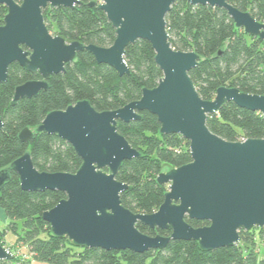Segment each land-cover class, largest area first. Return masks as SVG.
<instances>
[{
    "label": "water",
    "instance_id": "water-1",
    "mask_svg": "<svg viewBox=\"0 0 264 264\" xmlns=\"http://www.w3.org/2000/svg\"><path fill=\"white\" fill-rule=\"evenodd\" d=\"M177 0H93L90 7L103 10L116 29L110 47L68 42L48 28L43 11L81 5V0H0L8 9L0 25V83L9 76V67L19 63L41 78L15 89L14 103L48 89V80L65 72L80 52L113 67L120 76L130 75L126 48L147 40L163 72L154 88H143L139 99L116 110H96L90 101L80 100L65 109L50 111L35 128L25 127L21 141L29 142L38 133L57 135L71 144L82 159L76 173L38 170L30 152L0 170V189L15 171L23 190L61 191L66 197L43 213L55 236L67 237L74 245L105 250L144 253L164 249L172 240L198 242L204 251L231 247L241 241L240 231L264 227V138L228 141L207 125L210 114L233 101L239 107L264 116V95L250 94L235 87L221 86L212 100L203 99L190 71L200 55L176 50L170 41L167 14ZM192 5L221 7L238 28L264 41V23L249 11L228 0H187ZM157 116L161 134H180L189 141L191 162L171 167L157 176L168 184L165 200L151 214L134 213L121 199L129 185L117 179L126 160L141 156L118 129L119 122L142 119V112ZM4 123L0 118V130ZM187 218L209 224L194 227ZM170 230V235H148L138 224ZM14 252L0 243V262L14 259Z\"/></svg>",
    "mask_w": 264,
    "mask_h": 264
},
{
    "label": "trees",
    "instance_id": "trees-1",
    "mask_svg": "<svg viewBox=\"0 0 264 264\" xmlns=\"http://www.w3.org/2000/svg\"><path fill=\"white\" fill-rule=\"evenodd\" d=\"M19 1V0H16ZM75 8H46L44 18L54 35L68 42L81 41L110 47L116 39V29L106 13L90 7L93 0H81ZM242 11H249L264 23V0H228ZM7 7L0 4V25L4 24ZM170 41L176 50L195 51L200 55L190 76L205 100H212L221 86L235 87L250 94L264 95V41L238 28L228 11L209 5H192L177 0L167 14ZM125 60L131 74L120 76L94 56L80 52L66 66L65 72L49 78L48 89L34 97L14 101L17 86L35 79L19 63L9 67L8 80L0 83V170L10 167L17 158L30 152L35 167L46 172L76 173L82 164L73 146L57 135L38 133L29 142L21 141L19 133L35 129L53 110L67 108L80 100H88L98 111L116 110L137 100L143 88H154L163 76L155 61V51L147 40H138L126 48ZM208 127L228 141L264 138V116L259 111L226 102L218 113L210 114ZM119 132L141 152V156L126 160L117 179L129 188L121 194L123 205L134 213L151 214L165 200L168 184H160L157 176L163 167H179L191 162L189 141L180 134H161L156 115L142 112V119L119 122ZM11 179L0 189V208L8 224L0 227V243L12 232L15 245L26 248L23 255L0 264H264L259 243L264 246V227L240 231L241 241L231 247L204 251L198 242L172 240L164 249L144 253L127 250H105L74 245L67 237L55 236L43 213L66 197L61 191L30 192L23 190L18 174L10 170ZM187 221L194 227L208 225L205 220ZM138 228L148 235H170V230L152 229L141 223ZM32 255V260L25 257Z\"/></svg>",
    "mask_w": 264,
    "mask_h": 264
},
{
    "label": "rangeland",
    "instance_id": "rangeland-1",
    "mask_svg": "<svg viewBox=\"0 0 264 264\" xmlns=\"http://www.w3.org/2000/svg\"><path fill=\"white\" fill-rule=\"evenodd\" d=\"M170 168V166L165 165L163 167V171H167ZM8 224V220L5 217V213L4 210L2 208H0V227L3 228ZM15 236L14 233L10 232L8 233L7 237L5 238V245L7 246H13V252L15 255H23L22 253H24L26 251V248L24 247V245L19 244V245H15ZM6 247V246H5ZM259 253H261V255H264V246L259 243L258 247H257ZM24 251V252H23ZM26 260H32L33 256L29 255L25 257ZM21 264V263H19ZM28 264H35L34 261L32 263H28Z\"/></svg>",
    "mask_w": 264,
    "mask_h": 264
},
{
    "label": "built area",
    "instance_id": "built-area-1",
    "mask_svg": "<svg viewBox=\"0 0 264 264\" xmlns=\"http://www.w3.org/2000/svg\"><path fill=\"white\" fill-rule=\"evenodd\" d=\"M244 140H245V139H244ZM244 140H243V141H244Z\"/></svg>",
    "mask_w": 264,
    "mask_h": 264
}]
</instances>
